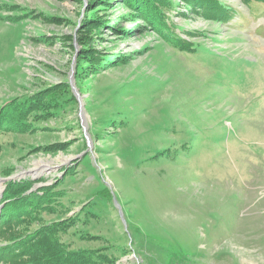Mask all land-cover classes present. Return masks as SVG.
Returning a JSON list of instances; mask_svg holds the SVG:
<instances>
[{
    "label": "rangeland",
    "instance_id": "1",
    "mask_svg": "<svg viewBox=\"0 0 264 264\" xmlns=\"http://www.w3.org/2000/svg\"><path fill=\"white\" fill-rule=\"evenodd\" d=\"M164 2L159 21L139 0H0V111L37 103L0 117V198L52 188L50 212L6 215L7 262L30 261L13 234L62 224L85 264H264V7Z\"/></svg>",
    "mask_w": 264,
    "mask_h": 264
},
{
    "label": "trees",
    "instance_id": "2",
    "mask_svg": "<svg viewBox=\"0 0 264 264\" xmlns=\"http://www.w3.org/2000/svg\"><path fill=\"white\" fill-rule=\"evenodd\" d=\"M141 2H148L145 5H149V12H152L155 14V18H160L159 16L166 17L161 9L159 8L158 4L166 6V2L161 0H139ZM198 3V5L201 6V10L199 12L209 15L210 17L216 19L219 22L222 21H231L234 19L237 14L239 13L237 10L235 11L234 7H228L226 5H221L218 0H194ZM245 6L248 7V10L250 13H252L254 16L257 15L256 9L254 6L259 5L264 7V0H240ZM156 12V13H155ZM260 16L263 18L264 22V9H259ZM242 16V14H240ZM160 21V19H158ZM235 23V22H234ZM264 28V23H263ZM164 28V24L162 25ZM35 98V97H34ZM33 98L30 96H26L23 98H20V104H13V103H6L3 104L2 109L0 111V117L4 116L5 120L11 124V125H20L24 126L26 125L28 121L29 115L34 113L35 109L37 107L36 104H32ZM27 104V105H25ZM15 106H24L22 109H17ZM27 110V111H26ZM34 115V114H33ZM31 178L24 177L20 178L16 181H8L7 184L4 185V190L1 195V202L4 203L1 211H0V229L8 224V219L6 218L7 214H10L13 209L17 211L18 214V221L20 222L22 217L25 218V215L27 213H31L32 218H36L39 216V213L41 210H46L48 208H43L42 201L47 200V198H44L46 194L50 192L52 189L50 186H46L43 189H37L32 187V181H30ZM49 191V192H48ZM6 202H9L6 204ZM40 205V206H38ZM52 209V208H51ZM53 210V209H52ZM49 211V209H48ZM50 212V211H49ZM30 220V219H29ZM60 223V222H58ZM66 226L62 224H52L47 225V228L45 227V231L40 234L36 230H32L30 232V235L28 237H24L21 235L13 234L9 239L6 240L5 244L3 245H9V246H18L20 249L22 255L28 256L29 262H24L25 264H40V259H43L42 257L48 256V259H51V261L48 262V264H85V259L83 258V252L79 250H71L68 249L67 245L63 243L59 239V231H64ZM8 228L4 227L0 231V235L6 233ZM42 232V231H41ZM33 235L29 240L28 238ZM41 235V236H39ZM33 241L34 244H28L25 246L26 241ZM2 245V246H3ZM5 248L0 250V262L5 263L7 262V255L5 252H3ZM18 251V253H19ZM9 255V254H8ZM13 255V253H12ZM15 255V254H14ZM54 257V258H53ZM58 257V259H56ZM60 258V260H59ZM87 258L90 259V255L87 256ZM92 263L96 262L95 259H90ZM7 264H22L18 262L15 259H11L7 262Z\"/></svg>",
    "mask_w": 264,
    "mask_h": 264
}]
</instances>
